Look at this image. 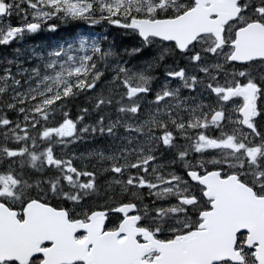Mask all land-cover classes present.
Returning a JSON list of instances; mask_svg holds the SVG:
<instances>
[{
  "label": "snow or ice",
  "instance_id": "obj_1",
  "mask_svg": "<svg viewBox=\"0 0 264 264\" xmlns=\"http://www.w3.org/2000/svg\"><path fill=\"white\" fill-rule=\"evenodd\" d=\"M0 264H264V0H0Z\"/></svg>",
  "mask_w": 264,
  "mask_h": 264
},
{
  "label": "rangeland",
  "instance_id": "obj_2",
  "mask_svg": "<svg viewBox=\"0 0 264 264\" xmlns=\"http://www.w3.org/2000/svg\"><path fill=\"white\" fill-rule=\"evenodd\" d=\"M15 22H16V21L14 20L13 23H15ZM94 31L97 32V33H99V32L102 31V30H101L100 28H96V29H94ZM32 42L35 43V42H39V41H36V40H35V41H32Z\"/></svg>",
  "mask_w": 264,
  "mask_h": 264
},
{
  "label": "trees",
  "instance_id": "obj_3",
  "mask_svg": "<svg viewBox=\"0 0 264 264\" xmlns=\"http://www.w3.org/2000/svg\"><path fill=\"white\" fill-rule=\"evenodd\" d=\"M86 27H87V26H83V28H81V29H75V30L78 31V32H79V31H83L84 29H86ZM66 34H67V33H66ZM36 41H39V39H37Z\"/></svg>",
  "mask_w": 264,
  "mask_h": 264
}]
</instances>
